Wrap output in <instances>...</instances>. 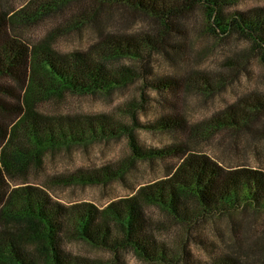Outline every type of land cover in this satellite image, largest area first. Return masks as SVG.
I'll use <instances>...</instances> for the list:
<instances>
[{
    "label": "trees",
    "instance_id": "trees-1",
    "mask_svg": "<svg viewBox=\"0 0 264 264\" xmlns=\"http://www.w3.org/2000/svg\"><path fill=\"white\" fill-rule=\"evenodd\" d=\"M233 1L30 0L25 8L27 13L17 18L9 17L0 6V81L6 80L17 87L0 84V114L3 112L6 118L13 119L8 127L0 117V264H87L84 259H72L65 253L60 235L66 226L78 238L114 254L131 249L153 263L192 264L189 237L206 248L210 246L212 252L216 248L203 232H193L203 220L215 216L231 218L235 212L264 213V171L246 167L226 169L209 157L192 152L187 145L144 151L132 127L113 124L104 115L43 116L33 106L36 99L61 96L65 91L76 95L109 93L136 79L141 82V99L148 85L157 91L168 90L169 84H164L162 79H155V83L151 80L150 55L163 49L158 47L159 39L165 41L180 34L179 19L197 4L203 8L202 29L217 37L233 32L248 37L251 47L243 54H256L264 63V9L225 14L223 6ZM112 4L142 14L146 20L140 30L129 33L126 25L118 28L112 21L98 19L101 9ZM50 15L60 19L59 27L35 46L11 32V26L17 22L29 24ZM83 24L98 29L94 43L88 48L70 54H60L52 48L53 40L63 31L78 29ZM123 60H129L131 65L118 64ZM202 73L189 79L190 91L201 90L199 84L205 80ZM212 73L207 74L212 78ZM252 107L255 114L258 108L264 111L263 104ZM128 114L133 113L128 111ZM246 115L241 112L236 119L219 114L205 123L206 128L237 129L242 127ZM132 119L138 126L134 115ZM168 122L144 127L181 129L183 126L176 120ZM119 134L127 136L131 163L134 158L174 156L177 160L174 169L167 178L143 186L134 195L101 210L91 203L70 208L52 203L43 189L33 185L10 188L8 178L25 173L31 166L39 167L41 154L46 151L98 139L110 140ZM122 165L126 168L127 163ZM122 171L115 174L107 170L79 171L56 182L106 183L111 176L121 177ZM148 207L158 208L168 221L185 227L178 245L163 249L162 244L151 238L149 228L157 225L151 223L146 213ZM240 226V221L231 219V236L225 253L207 264H264V227L256 229L254 236L245 242Z\"/></svg>",
    "mask_w": 264,
    "mask_h": 264
},
{
    "label": "rangeland",
    "instance_id": "rangeland-1",
    "mask_svg": "<svg viewBox=\"0 0 264 264\" xmlns=\"http://www.w3.org/2000/svg\"><path fill=\"white\" fill-rule=\"evenodd\" d=\"M29 1L0 0V6L9 17L17 18L20 14L27 13L25 8ZM233 2L223 6L225 14L264 9V0ZM202 9L201 4L194 5L178 21L177 27L181 35H175L173 39L165 37V41L159 39L158 47L163 49L150 55L153 63L148 68L151 70V80L155 83V79H162L164 84H169L168 90L164 88L157 91L148 85L143 91L144 99H141V82L136 79L133 83L109 93L76 95L65 91L61 96L42 97L34 101L35 112L43 116L104 115L113 124L118 122L132 127L144 151H160L176 145H187L192 152L207 156L226 169L246 167L264 171V111L258 108L255 114L252 107L259 103L264 105V63L256 54H243L251 47L248 37L235 32L217 37L202 29ZM132 12L126 7L112 4L101 9L98 19L107 23L112 21L118 28L126 25L128 29L125 30L136 33L146 18L138 12ZM60 22L59 18L50 15L29 24L17 22L11 26V32L28 45L35 46L53 34ZM97 34V27L83 24L78 29L63 31L53 40L52 48L60 54H70L75 50L88 48L94 43ZM225 61L229 63L224 66ZM118 64L129 67L131 62L123 60ZM208 72H213L211 76H214L211 78ZM199 73H202V78L205 77L199 84L201 90L190 91L189 79ZM218 75L221 76L220 79L217 78ZM0 82L13 89L17 88L6 80ZM128 111L133 114H128ZM241 112L247 115L240 128H224L219 131L206 128L205 123H210L219 114L236 116L237 119ZM5 115L2 112L0 117L10 127L13 119L9 120ZM132 115L138 126L135 125ZM168 120L179 121V125L183 126L181 129L144 127L161 122L168 124ZM130 153L128 139L124 134H119L114 139H98L67 149L57 148L41 154L39 167L31 166L25 173L7 177L8 183L11 189L28 185L43 189L52 203L64 207L91 203L101 210L114 201L134 195L143 186L167 178L169 171L177 163L174 156L134 158L131 163ZM123 162L127 163L126 168L122 165ZM103 170L113 174L123 170V175L111 176L106 183L56 182L79 171L98 173ZM146 210L151 223L157 225L149 228L151 238L162 244L163 249L178 245L185 234V227L168 221L156 207H148ZM231 219L241 222L239 232L246 238L245 242L254 236L256 229L264 227V213L235 212L231 218L215 216L203 220L193 232H203L205 238L216 248L212 252L210 246L206 248L189 237L187 245L191 251L192 264H207L225 253L231 236ZM60 237L65 253L72 259H84L87 264H159L143 259L138 252L131 249H122L114 254L109 250L96 248L74 235L67 226L61 231Z\"/></svg>",
    "mask_w": 264,
    "mask_h": 264
}]
</instances>
